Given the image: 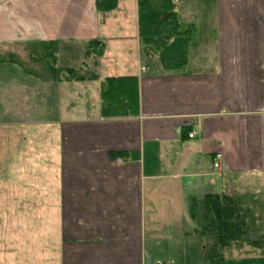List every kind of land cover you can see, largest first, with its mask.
<instances>
[{
	"label": "crops",
	"instance_id": "1",
	"mask_svg": "<svg viewBox=\"0 0 264 264\" xmlns=\"http://www.w3.org/2000/svg\"><path fill=\"white\" fill-rule=\"evenodd\" d=\"M123 1L101 13L95 0H0V48L53 43L61 71L0 72V225L19 235L35 224L43 264L47 254L50 264H151L148 238L191 235L190 264H209L186 224L189 200L264 209V0H174L182 28H195L174 71L145 63L137 0ZM65 69L89 79L66 81ZM110 78L136 81V115H102ZM1 242L0 255L13 243ZM233 251L264 264V251Z\"/></svg>",
	"mask_w": 264,
	"mask_h": 264
},
{
	"label": "trees",
	"instance_id": "2",
	"mask_svg": "<svg viewBox=\"0 0 264 264\" xmlns=\"http://www.w3.org/2000/svg\"><path fill=\"white\" fill-rule=\"evenodd\" d=\"M119 0H95L98 12L113 11ZM139 40L141 52L147 59L155 58L165 71L181 70L186 64L187 46L195 34L193 25L182 28L175 12L174 0H137ZM32 60H46L41 70L49 67L51 79L61 71L54 66L55 45H33L26 47ZM12 63L20 70L36 77L40 76L16 57L10 61L0 59V64ZM48 63V64H47ZM38 64V63H36ZM47 69V68H46ZM44 69V70H46ZM66 81H85L86 73L65 69ZM133 84V92L129 88ZM136 81L132 78L107 79L101 88L102 115L105 117H129L137 114ZM132 92V93H131ZM189 215L196 226V235L203 238V262L221 263L225 253L245 246L264 251V217L257 225L254 214L245 208L241 198L208 195L201 200H189ZM253 236V237H252Z\"/></svg>",
	"mask_w": 264,
	"mask_h": 264
},
{
	"label": "rangeland",
	"instance_id": "3",
	"mask_svg": "<svg viewBox=\"0 0 264 264\" xmlns=\"http://www.w3.org/2000/svg\"><path fill=\"white\" fill-rule=\"evenodd\" d=\"M128 0H125L121 3L122 6H125V3ZM184 2L186 0H183ZM129 2V1H128ZM127 2V3H128ZM198 2H203V0H199ZM186 5V4H185ZM184 5V7H185ZM190 6V3H189ZM130 17L128 18L127 25L131 26L130 24ZM182 21V20H181ZM183 25V23L181 22ZM13 57H16L19 62L23 63V65L28 66L33 70L34 72H37L39 75H45L50 79L51 74H48L49 67H45L41 70L40 64H43L46 62V60L41 59L40 60H32L29 57V54L27 53L26 47L25 48H0V59H4L7 61H10ZM76 59L79 61V56H76ZM145 63L149 65L151 69L155 67L153 61H149L147 58H145ZM150 59V58H149ZM75 60V61H77ZM38 63V64H36ZM48 64V63H47ZM15 72L16 74L20 75V71L17 67L11 66V65H0V72ZM8 72V73H9ZM65 75V74H64ZM63 75V77H65ZM75 91V90H74ZM73 92V91H71ZM73 92L71 94L72 97H75L76 100L78 98V95ZM82 102V101H81ZM49 116H51V113H49ZM57 115L54 114L53 117H56ZM48 117V114H47ZM34 117L32 118V120ZM33 131V135H35V131L40 132V129H31ZM42 134L44 135L45 131L48 132V136H51V134L56 132L55 128L48 127V130L41 129ZM45 136V135H44ZM248 208V207H245ZM253 214L254 217L257 219V225L263 223L262 217H264V209H254V208H248ZM34 211V210H33ZM35 213V211H34ZM186 224L188 227H193L194 224L191 220V217L188 213V208L186 210ZM8 222V221H7ZM3 226L0 225V242L2 243L3 248L5 249L6 246L8 247L9 242H13L12 244H9V248L7 249V253L4 252L2 255H0V264H43L45 256H42V250L43 247L46 245L43 241H41L37 235L33 234L35 224L27 225L23 224V226H19V235L16 234V229L18 227L17 224L14 226L7 224ZM25 223V222H23ZM27 225V226H26ZM264 225V223L262 224ZM187 227V228H188ZM13 229L15 233H4L5 230L10 231L9 229ZM24 230V232H23ZM29 230L32 231V234H29ZM8 235V236H7ZM176 236V235H175ZM174 236V237H175ZM253 237V236H252ZM6 240V241H5ZM204 242V241H203ZM146 263L154 264L155 261L162 263L165 262L167 264H190L195 263L197 258V252H198V241L197 239L191 235L189 237L184 236H176L175 238H168V236L164 237L161 240L153 241L150 238L146 241ZM204 245V243H203ZM245 250L248 248L247 246L244 247ZM234 248H232L229 253H225V259L221 263L217 264H259L258 261H242V259H235L232 258L233 253H235ZM239 252H242V249L239 250ZM256 252V251H255ZM258 253V252H257ZM51 254H47V264H50V261L53 260V257L50 256ZM12 256V257H9ZM227 256H231L230 258ZM148 258V259H147ZM202 259V258H199ZM18 260V262H16Z\"/></svg>",
	"mask_w": 264,
	"mask_h": 264
},
{
	"label": "built area",
	"instance_id": "4",
	"mask_svg": "<svg viewBox=\"0 0 264 264\" xmlns=\"http://www.w3.org/2000/svg\"><path fill=\"white\" fill-rule=\"evenodd\" d=\"M193 133L192 134H189V137L192 138L193 137ZM221 158L222 156L219 155V154H216L214 159H213V162H212V168L217 170L219 169V165H220V161H221ZM159 264H162V263H159Z\"/></svg>",
	"mask_w": 264,
	"mask_h": 264
}]
</instances>
